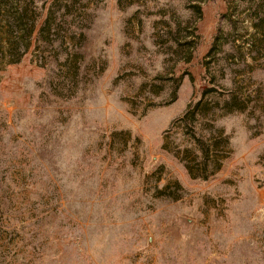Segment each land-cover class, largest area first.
Masks as SVG:
<instances>
[{
    "label": "rangeland",
    "instance_id": "1",
    "mask_svg": "<svg viewBox=\"0 0 264 264\" xmlns=\"http://www.w3.org/2000/svg\"><path fill=\"white\" fill-rule=\"evenodd\" d=\"M3 1L0 264H264V0Z\"/></svg>",
    "mask_w": 264,
    "mask_h": 264
},
{
    "label": "trees",
    "instance_id": "2",
    "mask_svg": "<svg viewBox=\"0 0 264 264\" xmlns=\"http://www.w3.org/2000/svg\"><path fill=\"white\" fill-rule=\"evenodd\" d=\"M59 0H51V2H49V6L47 9V13H46V18L44 19L42 26L39 29L38 32V36H37V40L38 41H46L47 38L49 39V37L52 38V29L51 26L49 28L50 22L54 20V7H56L57 2ZM2 3H4L3 0H1ZM46 3H44V6L47 4V1H45ZM20 2H18L19 5ZM5 5V4H4ZM14 7H18V6H14ZM6 26H7V31H8V35L10 33L16 32L19 34L18 38L15 39H21V40H26L28 41L30 39V37L32 36V34L34 33L35 30V24H36V9L34 8V1H29L26 0L25 3H22V5H20V7H18V11H17V17H16V23L13 24L11 23V20L13 19V17H10L9 15H7L6 17ZM16 25V27H15ZM18 32H17V31ZM45 32H47V34L49 35V37L47 35H45ZM55 34V33H53ZM50 41V40H48ZM9 46V45H8ZM11 48V45H10ZM9 49V47H8ZM189 115V111L186 112L180 120H185Z\"/></svg>",
    "mask_w": 264,
    "mask_h": 264
}]
</instances>
